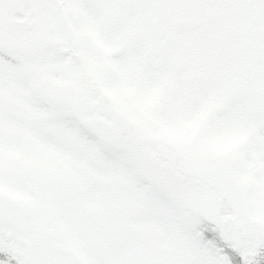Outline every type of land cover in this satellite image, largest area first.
Segmentation results:
<instances>
[{
    "label": "snow or ice",
    "instance_id": "1",
    "mask_svg": "<svg viewBox=\"0 0 264 264\" xmlns=\"http://www.w3.org/2000/svg\"><path fill=\"white\" fill-rule=\"evenodd\" d=\"M0 264H264V0H0Z\"/></svg>",
    "mask_w": 264,
    "mask_h": 264
}]
</instances>
